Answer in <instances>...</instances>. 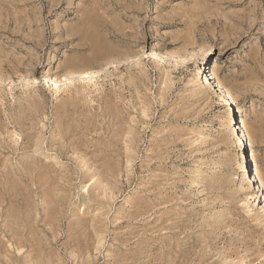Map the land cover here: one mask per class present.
Wrapping results in <instances>:
<instances>
[{"label": "rangeland", "instance_id": "374dc122", "mask_svg": "<svg viewBox=\"0 0 264 264\" xmlns=\"http://www.w3.org/2000/svg\"><path fill=\"white\" fill-rule=\"evenodd\" d=\"M212 70L264 190V0H0V264H264Z\"/></svg>", "mask_w": 264, "mask_h": 264}, {"label": "bare ground", "instance_id": "6f19581e", "mask_svg": "<svg viewBox=\"0 0 264 264\" xmlns=\"http://www.w3.org/2000/svg\"><path fill=\"white\" fill-rule=\"evenodd\" d=\"M198 69L199 68H197L196 71H198ZM214 73V70H212L209 75L208 73H206L205 77L201 80V82H199V85L200 87L209 86V83L211 82L212 84H214V86H217V89L213 90L216 103H218L219 105L229 106V110H227L224 114L223 124L228 131L226 138L229 148V155L230 158L235 162L234 173L241 182L238 189L240 191L246 192L241 201L243 203H249L250 199L254 197L255 193L258 194L259 199H264V190L261 188L259 181L255 176H253L252 178L251 174L248 173L249 166L247 165V155L244 153L246 133L243 126L237 124L238 121L236 122V118L235 120H230L234 118L233 111L230 108L233 105V101L230 100V97L227 93L228 91L224 87V85H222L220 81L214 80ZM195 74L196 73H194V75Z\"/></svg>", "mask_w": 264, "mask_h": 264}]
</instances>
